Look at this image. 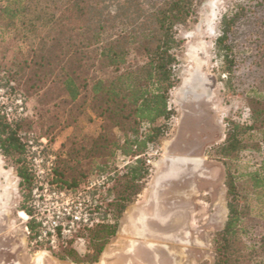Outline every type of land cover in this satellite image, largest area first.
<instances>
[{
	"label": "rangeland",
	"instance_id": "374dc122",
	"mask_svg": "<svg viewBox=\"0 0 264 264\" xmlns=\"http://www.w3.org/2000/svg\"><path fill=\"white\" fill-rule=\"evenodd\" d=\"M245 2L203 0L198 7L196 21L189 22L179 30L178 36L184 40L179 53L180 82L170 98L175 116L165 136L157 144L149 145L146 158L150 165V176L143 190L124 211L118 231L105 245L104 251L122 249L132 238L127 215L134 206L146 203L150 186L156 175L170 164L169 157L202 158L203 163L196 167L192 178L173 182L164 194L165 207L174 204L190 207L183 238L177 243L154 242L164 257L163 264H214L213 238L224 227L228 215L226 168L218 148L226 139L227 120H249L247 99L240 94L244 88L236 77L242 75L246 67L241 66L231 79L226 70L224 51L220 50L217 39L222 35V19L231 16ZM30 7L25 16L27 24L17 21L16 26H8L0 31V91H4L8 98L3 105L4 112L9 120L22 119L25 129L36 138L47 139L48 152L56 157L54 181L57 178V165L65 160L67 163L62 165L70 167V177L87 174L74 187L84 188L90 182L106 177L99 192L106 190L110 176H120L131 159L117 152L110 166L105 171H99L104 159L108 158L106 152L101 157L88 159L78 157L73 160L67 156L71 150H81L82 147L84 154L100 132L95 127V121L99 119L90 107L89 98L83 96L73 102L61 84L65 77L61 67L69 70L72 68L70 63L76 60L75 55H72L76 46L70 44L78 43L81 36L77 32H66L59 19L50 22L48 17L38 16L34 7ZM83 52L84 60L87 61V65L83 63L86 66L83 76L87 72L99 76L111 73L106 69L99 71L98 66H93L97 64L93 49ZM42 55L50 56V67L46 60H41ZM85 93L90 95L88 91ZM19 95L25 99V115L18 118L7 115L6 109L13 105ZM112 133L123 141L120 129H112ZM261 138L259 134H246L244 142L252 146L257 144L260 150L244 151L236 160L226 162L231 172L239 177L240 206L247 215V224L252 221L261 223L254 229L256 232L263 229L264 198L260 200L253 194L251 182L245 174L259 169L264 159V139ZM20 183L21 178L12 160L0 151V264H35L36 257L39 256V260L44 251L47 255L43 258V264H88L77 260L93 258L95 242L92 240V228L83 231L80 239H73L67 245L55 249L35 242V232L29 226V214L22 208L30 205L31 192L37 182L33 181L27 201ZM107 214L105 222L115 223L113 213ZM101 219L100 222L103 221ZM99 260L93 264H99ZM102 264H105L104 260ZM107 264L121 263L111 259ZM135 264L145 263L135 259Z\"/></svg>",
	"mask_w": 264,
	"mask_h": 264
},
{
	"label": "trees",
	"instance_id": "16d2710c",
	"mask_svg": "<svg viewBox=\"0 0 264 264\" xmlns=\"http://www.w3.org/2000/svg\"><path fill=\"white\" fill-rule=\"evenodd\" d=\"M23 1L0 0V31L16 26L17 21L27 24L25 16L31 5L38 16L48 17L50 22L57 18L66 32L81 36L78 43L70 44L76 46L72 53L76 60L70 63L69 70L61 67L65 76L61 84L71 101L76 102L83 96L89 98L90 107L99 119L95 127L100 132L84 154L82 147L71 150L67 156L73 160L88 159L101 157L106 152L108 158L99 171L110 166L117 152L131 159L124 172L120 176L111 175L108 188L99 192L98 210L103 221L91 229L95 242L93 258L77 260L93 264L116 235L124 211L150 176L147 149L165 136L175 116L170 98L180 82L179 53L184 40L178 36L179 30L196 21L203 0H26V4ZM221 23L222 35L217 43L224 51L228 75L232 79L241 66L246 67L236 77L244 88L240 94L247 99L249 120H227L226 139L218 148L226 168L228 215L224 227L213 238L214 264H264V223L260 232L254 231L260 222L247 224V215L240 206L239 177L226 164L244 151L260 150L259 145L244 142L246 134H259L264 139V0H246ZM86 49L95 51L97 64L93 66H98L99 71H110L108 76L88 72L82 75L87 65L83 52ZM41 60H46L50 67V56L42 55ZM23 122L9 120L0 105V151L16 167L27 201L34 174L22 136L30 132ZM112 129L121 130L122 142L113 135ZM62 163L67 161L57 165L54 182L58 186L74 187L87 176L80 173L70 177V167ZM245 176L251 182L253 194L260 200L264 198V159L259 169ZM22 211L29 215L32 212L30 205ZM108 212L113 213L115 223L105 222ZM29 226L35 232L32 220Z\"/></svg>",
	"mask_w": 264,
	"mask_h": 264
},
{
	"label": "built area",
	"instance_id": "2783aa9c",
	"mask_svg": "<svg viewBox=\"0 0 264 264\" xmlns=\"http://www.w3.org/2000/svg\"><path fill=\"white\" fill-rule=\"evenodd\" d=\"M0 105L8 98L0 91ZM25 99L16 97L7 115L18 118L26 113ZM28 158L37 182L31 192L29 219L35 226V242L55 249L67 245L73 239H80L83 231L100 222L99 187L106 177L90 182L84 188L60 187L55 184L54 170L56 157L48 151L46 138L38 139L32 134H24Z\"/></svg>",
	"mask_w": 264,
	"mask_h": 264
},
{
	"label": "water",
	"instance_id": "95a60500",
	"mask_svg": "<svg viewBox=\"0 0 264 264\" xmlns=\"http://www.w3.org/2000/svg\"><path fill=\"white\" fill-rule=\"evenodd\" d=\"M168 167L156 175L145 204L134 206L127 215L131 239L122 249L103 251L99 264L117 259L121 264H135V259L145 264H163L158 244L177 243L187 230L190 207L186 204L165 207L164 194L173 182L187 181L194 176L197 166L203 163L202 158L172 156L168 158ZM192 165L193 167H189ZM47 252L36 257L35 264H43Z\"/></svg>",
	"mask_w": 264,
	"mask_h": 264
}]
</instances>
